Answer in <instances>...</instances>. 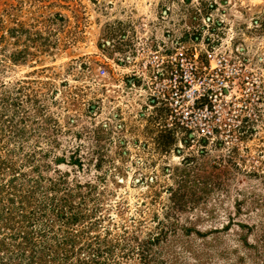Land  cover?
Instances as JSON below:
<instances>
[{
  "label": "rangeland",
  "instance_id": "rangeland-1",
  "mask_svg": "<svg viewBox=\"0 0 264 264\" xmlns=\"http://www.w3.org/2000/svg\"><path fill=\"white\" fill-rule=\"evenodd\" d=\"M210 1L264 51V0ZM178 3L0 0V264H264V120L239 152L184 141L113 66Z\"/></svg>",
  "mask_w": 264,
  "mask_h": 264
},
{
  "label": "built area",
  "instance_id": "built-area-1",
  "mask_svg": "<svg viewBox=\"0 0 264 264\" xmlns=\"http://www.w3.org/2000/svg\"><path fill=\"white\" fill-rule=\"evenodd\" d=\"M173 7L135 27L136 42L124 39L120 48L107 40L105 46L119 49L113 66L129 89L124 92L137 95L141 108L184 141L239 152L264 120L254 88V67L264 64V51L257 54L249 40L256 29L218 1L180 0ZM107 75L101 67L98 76Z\"/></svg>",
  "mask_w": 264,
  "mask_h": 264
}]
</instances>
